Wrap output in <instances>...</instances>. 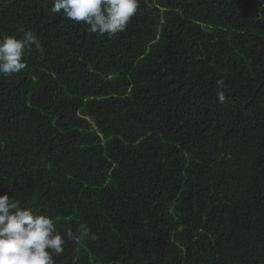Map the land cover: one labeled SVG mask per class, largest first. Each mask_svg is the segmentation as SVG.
Returning <instances> with one entry per match:
<instances>
[{
	"label": "trees",
	"instance_id": "obj_1",
	"mask_svg": "<svg viewBox=\"0 0 264 264\" xmlns=\"http://www.w3.org/2000/svg\"><path fill=\"white\" fill-rule=\"evenodd\" d=\"M52 6L0 0L39 43L0 76V194L72 228L55 264H264V0H140L113 36Z\"/></svg>",
	"mask_w": 264,
	"mask_h": 264
},
{
	"label": "clouds",
	"instance_id": "obj_2",
	"mask_svg": "<svg viewBox=\"0 0 264 264\" xmlns=\"http://www.w3.org/2000/svg\"><path fill=\"white\" fill-rule=\"evenodd\" d=\"M140 0H53L52 13L63 12L66 19L84 22L93 34L113 36L123 32L136 14ZM22 35L0 37V76L11 77L27 65L23 57L38 38L31 30ZM216 93L220 102L225 99L224 81L218 80ZM77 231L87 235L89 229ZM74 236L72 228L63 232L48 215L23 207L21 201L0 194V264H55L54 257L64 251L66 238Z\"/></svg>",
	"mask_w": 264,
	"mask_h": 264
}]
</instances>
